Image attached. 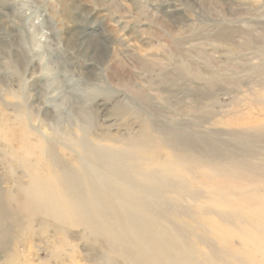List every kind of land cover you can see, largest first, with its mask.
I'll return each mask as SVG.
<instances>
[{"label":"rangeland","instance_id":"rangeland-1","mask_svg":"<svg viewBox=\"0 0 264 264\" xmlns=\"http://www.w3.org/2000/svg\"><path fill=\"white\" fill-rule=\"evenodd\" d=\"M258 243L264 0H0V264H264Z\"/></svg>","mask_w":264,"mask_h":264},{"label":"bare ground","instance_id":"bare-ground-1","mask_svg":"<svg viewBox=\"0 0 264 264\" xmlns=\"http://www.w3.org/2000/svg\"><path fill=\"white\" fill-rule=\"evenodd\" d=\"M79 145L81 146V147H83L84 145H83V143H81V142H79ZM98 146V145H97ZM101 146V145H100ZM122 147V146H121ZM100 149H102V148H100ZM53 150V147L51 146V153L53 152L52 151ZM90 151L92 152V154L94 155V156H96V158H98V159H101V160H103V163H104V161L106 162L107 160H104V159H107V158H104V154L107 152H105V151H101V150H94V149H90ZM130 151V150H129ZM168 153V152H167ZM112 154V153H111ZM51 157V159L53 160V162L55 161L54 160V157L53 156H50ZM125 157V156H124ZM172 161H174V160H172ZM171 161V162H172ZM56 163H57V161H56ZM55 163V164H56ZM101 162H99V164H100ZM107 163V162H106ZM108 164V163H107ZM175 164V163H174ZM108 165H110V164H108ZM51 166V165H50ZM52 167V166H51ZM64 169H65V167L64 166H61V171L62 172H66V171H64ZM85 170V169H84ZM263 173V172H262ZM262 173H260V174H262ZM118 174V173H117ZM123 175H125V174H123ZM51 176V175H50ZM126 177V176H125ZM125 179V178H124ZM86 180V179H85ZM21 184V183H20ZM56 184V183H55ZM91 184V183H90ZM102 185V184H101ZM86 191V190H85ZM36 193V192H35ZM95 193V192H94ZM221 194V193H220ZM79 195V194H78ZM77 195V196H78ZM40 197H41V200L42 201H44V202H46L45 204H46V206H49L50 208H53V209H57V208H55L57 205L54 203V202H51L50 201V198L49 197H47V196H45V195H43V194H40ZM130 198V197H129ZM221 201V200H220ZM20 202V201H19ZM43 202V203H44ZM44 204V205H45ZM167 204V203H166ZM43 205V204H42ZM24 207H26L25 205H24ZM37 207V206H36ZM58 207V206H57ZM253 207V206H252ZM46 208V207H45ZM63 208H66L65 206H63ZM221 208V207H220ZM102 209V208H101ZM143 209H149V207H147L146 205H143ZM101 211V210H100ZM257 212V211H256ZM54 213V212H53ZM103 213V212H102ZM253 213V212H252ZM54 214H56V213H54ZM83 214V213H82ZM104 214V213H103ZM105 214H107V213H105ZM223 214V213H222ZM52 215V214H51ZM110 215V214H109ZM108 215V216H109ZM215 215V214H214ZM219 215V214H218ZM53 216V215H52ZM89 216V215H88ZM92 216V215H91ZM106 216V215H105ZM90 217V216H89ZM219 217V216H218ZM217 217V218H218ZM146 218V217H145ZM220 218V217H219ZM250 218V217H249ZM256 220H257V218H256ZM92 222H93V220H92ZM222 222V221H221ZM96 223V222H95ZM231 223V222H230ZM245 223V222H244ZM132 224V223H131ZM99 225V224H98ZM229 226V225H228ZM249 227V226H248ZM261 227V226H260ZM92 228V227H91ZM251 228H252V226H251ZM96 229H97V226H96ZM97 231H98V229H97ZM100 232V231H99ZM139 232V231H138ZM232 232V231H231ZM102 233V232H101ZM169 233V232H168ZM169 235H171V234H169ZM148 236V235H147ZM227 237V236H226ZM259 238H262V237H259ZM240 239V238H239ZM242 239V238H241ZM258 239V238H257ZM244 240V239H243ZM151 241V240H150ZM156 241H158V240H156ZM258 241V240H257ZM244 242H247V240H244ZM157 243V242H156ZM158 244V243H157ZM145 245V244H144ZM146 246V245H145ZM256 246V245H255ZM257 246H259L260 247V253L262 254V256L264 257V246H263V244H261V243H258V245ZM143 247V246H142ZM245 247V246H244ZM247 249V248H246ZM256 251V250H255ZM125 253V252H124ZM123 253V254H124ZM152 253V252H151ZM213 253V252H212ZM151 257H152V255H151ZM154 257H155V255H154ZM260 257V256H259ZM141 258V257H140ZM248 259V258H247ZM250 259H252V258H250ZM136 261V260H135ZM251 261V260H250ZM137 264V263H136Z\"/></svg>","mask_w":264,"mask_h":264}]
</instances>
